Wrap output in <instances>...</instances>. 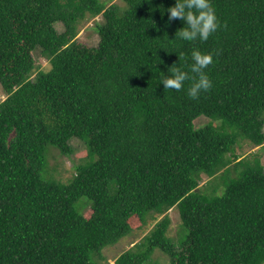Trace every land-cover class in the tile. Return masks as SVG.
<instances>
[{"label":"trees","instance_id":"16d2710c","mask_svg":"<svg viewBox=\"0 0 264 264\" xmlns=\"http://www.w3.org/2000/svg\"><path fill=\"white\" fill-rule=\"evenodd\" d=\"M121 1L0 0V264H99L153 221L114 264H160L157 248L168 264H264V165L238 152L264 148V0H212L221 27L203 42L175 39V0ZM100 15L98 44L78 41ZM193 49L213 54L195 100L190 81L160 83ZM75 141L76 173L44 179L48 145L71 156Z\"/></svg>","mask_w":264,"mask_h":264},{"label":"rangeland","instance_id":"374dc122","mask_svg":"<svg viewBox=\"0 0 264 264\" xmlns=\"http://www.w3.org/2000/svg\"><path fill=\"white\" fill-rule=\"evenodd\" d=\"M107 1L108 4L116 3L117 5L123 6L124 3L121 0H104ZM102 20V16H98L96 18L86 20L85 23L80 25V32L77 36L78 41L88 45V46H96L98 44V34L94 29L95 23ZM57 29L59 31H64V26L62 23H58ZM35 59L37 60V64L42 67H49V60L45 55L42 54L41 50H36ZM6 97V94L2 90V86L0 83V102L3 101ZM203 117V116H202ZM208 119L201 120V125L205 124ZM199 123V125H200ZM75 151L70 156L63 155L62 152L57 149L53 145H48L46 152V165L43 168L42 176L47 180H62L69 181L70 178L76 173L74 166L76 162H81L80 158L84 155L85 147L81 145V142L75 141L74 143ZM241 156H252L257 153L260 157L263 165H264V148L261 146H254L249 144L248 142H243L242 148L238 150ZM208 180L207 177H204V183ZM169 216L171 218V226L169 230L170 236H177V232L182 228L181 219L177 208L170 210ZM86 214H90V210L86 211ZM163 215L159 216V219L162 218ZM156 221H153L147 227L136 229L132 234L121 238L116 244L110 245L103 250L104 259L99 261V264H114L115 260L120 256L123 252L132 248L137 242H139L150 230L154 227ZM138 224V223H137ZM179 230V231H178ZM153 262H157L160 264H168L170 262V257L168 254L163 252L161 249H155L151 260Z\"/></svg>","mask_w":264,"mask_h":264},{"label":"clouds","instance_id":"9594fccd","mask_svg":"<svg viewBox=\"0 0 264 264\" xmlns=\"http://www.w3.org/2000/svg\"><path fill=\"white\" fill-rule=\"evenodd\" d=\"M165 11L169 13L166 23L170 24L176 19L183 22L184 26L175 36V39L181 41H207L221 27L212 0H175L174 6ZM177 53L180 58L184 55L183 52ZM191 60L187 71L183 66H177V63L168 69V74L161 72L163 75L160 77V83L165 90L180 91L185 82L190 81L187 94L195 100L202 92L209 91L213 86L206 72L208 66L213 63V54L193 49Z\"/></svg>","mask_w":264,"mask_h":264}]
</instances>
